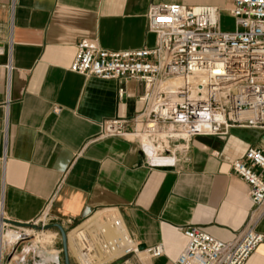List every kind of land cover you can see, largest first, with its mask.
<instances>
[{
    "label": "crops",
    "instance_id": "obj_1",
    "mask_svg": "<svg viewBox=\"0 0 264 264\" xmlns=\"http://www.w3.org/2000/svg\"><path fill=\"white\" fill-rule=\"evenodd\" d=\"M162 3L218 6L229 15L231 1L0 0L3 218L31 224L49 211L54 224L79 226L115 210L141 248L163 246L145 264H176L187 226L223 242L245 227L253 205L231 166L249 147L264 148V130L235 126L171 143L172 165L148 152L142 136L100 138L104 121L144 111L142 84L124 81L119 99L116 81L70 71L84 40L110 51L154 48L148 12ZM258 230L264 234V218ZM246 264H264V243Z\"/></svg>",
    "mask_w": 264,
    "mask_h": 264
},
{
    "label": "built area",
    "instance_id": "obj_2",
    "mask_svg": "<svg viewBox=\"0 0 264 264\" xmlns=\"http://www.w3.org/2000/svg\"><path fill=\"white\" fill-rule=\"evenodd\" d=\"M230 1L232 31L222 30L223 11L218 6L162 3L148 12L149 31L156 35L154 48L110 51L88 40L78 44L71 72L116 81L119 99L125 94L121 85L126 80L144 88L140 96L144 111L132 119L104 121L100 138L146 137L148 144L164 146L160 158L172 159L169 162L174 165L167 148L171 143L179 146L196 135L226 134L235 126L264 130V0ZM139 123L143 131L136 129ZM130 124H135V130H128ZM231 167L247 184L253 205L245 227L235 240L223 242L198 226H187V244L176 264H246L264 243V234L258 230L264 218V148L249 147ZM112 214L108 210L97 220L92 216L71 232L75 251L69 240L68 247L73 264H145L143 254L148 259L164 254L162 245L141 248L117 212L116 217ZM44 216H49L47 211ZM120 228L119 235H108ZM58 252L61 256L62 251ZM17 253L15 244L8 264L26 263L24 257L14 256ZM50 263L54 264L46 259L37 264ZM56 264H64L62 257Z\"/></svg>",
    "mask_w": 264,
    "mask_h": 264
},
{
    "label": "rangeland",
    "instance_id": "obj_3",
    "mask_svg": "<svg viewBox=\"0 0 264 264\" xmlns=\"http://www.w3.org/2000/svg\"><path fill=\"white\" fill-rule=\"evenodd\" d=\"M233 29H234L233 22L230 20L227 12L223 11L222 30L232 31ZM47 212L49 214L47 219L44 216V213L46 212H44L43 215H41L35 222L31 224L37 227H43V224L44 223L46 224V222L48 225L54 224L49 211ZM76 227L77 226H73V225L64 226L67 234L71 233ZM7 231L9 232L7 233ZM13 232L18 233L20 235L26 234V236L23 237L20 236L19 239L11 240L9 238V234ZM56 233H58V236L55 235ZM2 235H5L3 239L2 251L0 255V263H1L2 252H3L2 264H8L10 258L9 254H11L12 247L15 244L18 247V253L15 254L14 256L17 257L19 260H21V258L24 257L26 259L25 264H37L39 261H43V260L46 261V259L49 260V258H51L54 255V252H56L60 261H61V257L64 261L61 235L59 231L55 228L50 229L46 232V231H40V229L33 227L15 228L9 226L7 228V226L4 225L2 228ZM58 251H62L61 256ZM14 256H12V258ZM119 263L120 261L116 262L115 264H119ZM13 264L15 263L13 262Z\"/></svg>",
    "mask_w": 264,
    "mask_h": 264
},
{
    "label": "bare ground",
    "instance_id": "obj_4",
    "mask_svg": "<svg viewBox=\"0 0 264 264\" xmlns=\"http://www.w3.org/2000/svg\"><path fill=\"white\" fill-rule=\"evenodd\" d=\"M217 118H219V117H217ZM165 136H166V134H163V135H162V137H165ZM181 136H182V137H186V135H181ZM143 142H144L145 147L147 148L148 152H150L151 154H153V156H155V153H156V152L164 151V149H165L164 146H160L159 148H156L155 146L148 144L147 141H146V137L143 138ZM155 158H157V157H155ZM155 158H154V159H155ZM112 211H113V214L111 215V217H116V212H115V210H112ZM107 212H108V211H102V212H98V213H96V214L93 216L92 220H97V219L101 218V217H102L103 215H105ZM0 217H1V219L3 218L1 214H0ZM0 221H1V223H0V237H1V243H3V239H4L5 235H2V228H3L4 224H5L6 226H9V225L6 224V223H5L4 221H2V220H0ZM121 228H123V230H124V227L121 226ZM121 228H120V229H114V230L109 231L108 235H109L110 237H115V236L119 235V234L122 232V229H121ZM8 232H9V231H7V233H8ZM14 233H15V232L9 234V238H10L11 240H15V234H14ZM16 234H17V236H18L16 239H19L21 235L18 234V233H16ZM73 234H74V233H69V234H68V240H69L70 249L73 250V251H75L74 243H73V241H74V236H73ZM11 242H12V241H11ZM1 251H2V247L0 246V255H1ZM2 255H3V254H2ZM115 257H117V256H115ZM141 258H142L143 261H145L146 259H148V257L145 256V254H143ZM49 260H51L54 264H56V263H58V262L61 263V261L59 260L58 255L56 254V252H54V255H53L51 258H49ZM0 264H2V260H1V263H0Z\"/></svg>",
    "mask_w": 264,
    "mask_h": 264
},
{
    "label": "water",
    "instance_id": "obj_5",
    "mask_svg": "<svg viewBox=\"0 0 264 264\" xmlns=\"http://www.w3.org/2000/svg\"><path fill=\"white\" fill-rule=\"evenodd\" d=\"M0 220L4 221L6 224L15 227V228H26V227H33V228H38L40 230H50V229H57L61 235V242H62V251H63V256H64V264H72L71 259H70V254H69V247H68V236L66 233L65 228L61 224H51L43 227H37L32 224H26V223H18V222H13L10 220H7L5 218L0 217Z\"/></svg>",
    "mask_w": 264,
    "mask_h": 264
}]
</instances>
